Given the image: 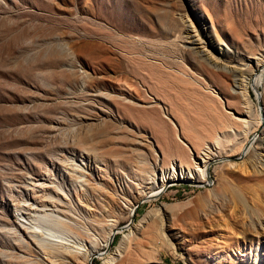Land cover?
Listing matches in <instances>:
<instances>
[{
    "label": "rangeland",
    "instance_id": "374dc122",
    "mask_svg": "<svg viewBox=\"0 0 264 264\" xmlns=\"http://www.w3.org/2000/svg\"><path fill=\"white\" fill-rule=\"evenodd\" d=\"M189 28L216 61L187 48ZM263 63L264 0H0V264H264L250 225L264 224V147L243 153L260 135ZM203 151L211 185L137 199L156 162Z\"/></svg>",
    "mask_w": 264,
    "mask_h": 264
},
{
    "label": "bare ground",
    "instance_id": "6f19581e",
    "mask_svg": "<svg viewBox=\"0 0 264 264\" xmlns=\"http://www.w3.org/2000/svg\"><path fill=\"white\" fill-rule=\"evenodd\" d=\"M186 37H187V40H188V45H187V48L190 49V51L194 52V53H197V54H200L201 56H203L204 54L208 53L207 51L205 52V46L202 44L201 42V39L199 38V35L197 33V31L193 28H189V30L187 31L186 33ZM222 49V48H220ZM205 52V53H204ZM209 58L208 60L209 61H216V58L214 56H212L211 54H206ZM206 55H204V57H207ZM252 61V60H251ZM257 62V61H256ZM260 62V61H259ZM217 63V62H216ZM251 64V63H249ZM248 64V65H249ZM258 65V63H257ZM238 69V68H237ZM240 69V67H239ZM238 69V71H239ZM242 69V68H241ZM241 69H240V72H241ZM264 69V63L263 64H259V66H257V70L260 72ZM235 70V69H234ZM228 71V70H227ZM230 71V70H229ZM237 71V70H236ZM262 73V72H261ZM241 74V73H240ZM249 75V74H248ZM244 77V75H242ZM235 77V76H234ZM242 77V78H243ZM246 77V76H245ZM248 78V76H247ZM246 79V78H245ZM244 79V80H245ZM235 81V80H234ZM235 85L234 87H236L235 92L234 94H239V96L242 98V99H245L246 101V106L243 108V109H239V110H236L237 113H239L238 116H236L235 118L238 120V122L242 123L246 128H249L251 125H252V114H251V110L248 106V98H247V92H246V85H244L246 82H242V80H236L235 81ZM248 82V81H247ZM261 82V74L258 73L256 74L252 81H251V85L252 87L256 90L257 92V95L258 97L261 99V92L257 90V84H259ZM244 83V84H242ZM264 97V96H263ZM244 103V102H242ZM244 106V105H243ZM251 106V104H250ZM252 109V108H251ZM261 111H262V115L261 117L259 116L258 118V124H259V131H260V135L258 138H255L253 137V139H245V142L244 144H246L245 148H244V151L243 153L245 154L248 149V145L249 143L251 144L253 142V140H256V141H259V144L260 145H263L264 147V144H262L264 142V108L261 106ZM231 131V130H230ZM234 132V131H233ZM215 141V140H214ZM215 147H219V144L218 142H215ZM194 154V153H193ZM200 154V153H199ZM197 155V154H196ZM255 155V154H254ZM192 156V154H191ZM199 159V161L197 160ZM215 159V156L214 155H210L209 153H207L206 151H203L201 152V155L200 157L198 156H194L192 157V160L194 163L193 166H186L184 164H180L178 163L177 161H173L172 164L167 167V168H160L158 167V162H156L155 164L156 165V168H155V173L157 172L156 174V179H152L151 182V186H152V189L151 192L149 193H143L140 197H137V199L140 201V200H149V199H153L154 197H156L157 195H159L164 189L166 186L172 184V183H175V182H178V181H185V180H189V182H194V183H197V184H206V185H211L209 182V172H208V167L209 165L214 161ZM233 163V162H232ZM253 163V162H252ZM234 165V163L232 164ZM237 165V164H236ZM254 165V164H253ZM234 167V166H233ZM256 167V166H255ZM253 167L254 169V172H253V181L256 183V184H259L261 190L263 191L264 193V171L263 170H258L257 168ZM242 168V167H241ZM209 181V182H208ZM193 183V184H194ZM150 186V187H151ZM149 188V187H148ZM213 189V188H212ZM223 188H220V187H215L214 188V191L213 194L211 196L214 195V197L217 196H221L223 197V199L225 200L226 197H225V194L223 193L222 191ZM235 192H237V196H238V199H239V203L240 205H242L246 210L248 209V204L245 200V198L243 197V194L242 193H239L241 192L239 188H235L234 189ZM210 195V194H209ZM208 195V199L209 200H212L213 198ZM217 199V198H216ZM223 200V201H224ZM238 203V204H239ZM239 206V205H238ZM172 209V208H171ZM131 212H132V209H131ZM253 219V218H252ZM257 220V219H256ZM251 221V220H250ZM249 221V222H250ZM254 229V227L258 229V227H261L263 230H264V224L262 225V221L260 219H258L257 223H254V220L250 222ZM78 227V226H77ZM119 227L116 226V224H111L109 227H108V232H107V236L105 238L104 241V245L107 246L108 242H110V239H111V236L116 233L117 229ZM248 228V227H247ZM76 233L78 235H80V233L82 232L80 228H76V226L74 227ZM120 229V228H119ZM256 230V229H255ZM262 230V231H263ZM27 232V230H25ZM29 232V231H28ZM27 232V233H28ZM257 232V231H256ZM60 240V239H59ZM61 241V240H60ZM27 243V241H26ZM28 245V244H27ZM101 252L98 251V250H90V251H87L85 253V257L88 259V261L94 256V255H100ZM47 258V257H46ZM113 258V257H112ZM62 257H61V262H62ZM65 259V257H64ZM123 259V258H122ZM121 259V260H122ZM58 260V259H57ZM67 260V258H66ZM111 260V257L107 258L105 261H104V264H108L109 261ZM120 261V260H119ZM55 263L53 264H59V263H56L57 261H53ZM60 262V263H61ZM64 262V261H63ZM69 262V261H68ZM66 263V262H65ZM68 264V263H67Z\"/></svg>",
    "mask_w": 264,
    "mask_h": 264
},
{
    "label": "water",
    "instance_id": "95a60500",
    "mask_svg": "<svg viewBox=\"0 0 264 264\" xmlns=\"http://www.w3.org/2000/svg\"><path fill=\"white\" fill-rule=\"evenodd\" d=\"M209 166H210V165H209ZM208 168H209V167H208ZM112 238H113V236H111V239H112ZM111 239H110V240H111ZM90 264H91V263H90Z\"/></svg>",
    "mask_w": 264,
    "mask_h": 264
}]
</instances>
